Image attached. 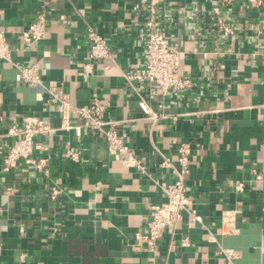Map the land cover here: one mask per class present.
I'll return each mask as SVG.
<instances>
[{
    "label": "crops",
    "instance_id": "crops-1",
    "mask_svg": "<svg viewBox=\"0 0 264 264\" xmlns=\"http://www.w3.org/2000/svg\"><path fill=\"white\" fill-rule=\"evenodd\" d=\"M256 1L162 3L155 30L180 52L179 73L192 86L149 101L163 115L153 122L138 107L142 87L123 79L143 64L144 0H0V29L12 49L11 63H0V264H224L222 250L238 253L235 264H264V0ZM40 13L45 35L27 46L21 33ZM90 29L107 40L109 59L88 60ZM33 64L43 86L61 90L72 106L97 97L104 120L116 123L149 177L123 166L101 137L78 133L81 120L71 114L64 121L42 87L23 83L20 70ZM28 116L50 127L35 140L45 165L4 172L7 148ZM181 144L190 147L192 209L208 231L183 216L149 251L136 235L147 231L160 198L152 180L173 179ZM67 149L78 152L77 162ZM164 159L172 168H160ZM223 211L236 213V235L221 234Z\"/></svg>",
    "mask_w": 264,
    "mask_h": 264
},
{
    "label": "built area",
    "instance_id": "built-area-1",
    "mask_svg": "<svg viewBox=\"0 0 264 264\" xmlns=\"http://www.w3.org/2000/svg\"><path fill=\"white\" fill-rule=\"evenodd\" d=\"M147 4L148 21L146 22L147 34L143 49V64L136 70L123 73L124 81L129 84H138L144 91V96L139 97L138 107L143 116L156 121L163 115L154 112L149 101H154L159 93L167 95L174 91L188 90L192 86L189 78L183 77L179 73L180 52L173 46L170 39L162 32L155 30L157 13L165 0H144ZM251 3H258L256 0H249ZM217 26L224 30L227 35H232L233 30L223 25L221 20H217ZM46 31V17L44 13L37 15L36 19L21 33V40L25 45L39 42L43 39ZM87 39L89 41L88 60L97 63L111 57V47L106 39L98 35L93 30H88ZM12 61V49L7 41L5 32L0 29V63ZM20 79L29 86H40L47 94L48 105H56L60 108L62 118L67 121L69 115L74 114L81 120V125L75 127L79 133L82 128L87 129L92 135L99 136L106 142L107 151L110 155L120 158V163L129 168L136 169L141 175L149 177L146 166L135 157V153L123 140L116 127V123L104 120L105 107L97 98H93L84 107H74L69 103L68 98L61 90L54 87H44L42 84L39 68L36 64L20 70ZM50 131L46 121L34 116L24 118L21 128L18 130V139L7 148L3 159V171L9 172L19 164L41 170L45 165L43 159H38L34 155L36 149L35 140L39 135ZM177 169L174 168V175L171 181L152 180L159 191V199L150 207V221L148 229L143 234H137L138 239H142L149 251H156L157 245L162 235L168 227L179 224L183 216L194 224H199L208 231L203 219L196 213L193 200L189 197L185 185V176L189 173L190 147L188 144H181L176 149ZM65 157L77 162L78 152L67 149ZM160 168H172L169 159H164ZM256 180H261L259 174H255ZM237 192H244L241 183L235 185ZM59 195V190L55 187L50 189L49 199L54 201ZM220 232L225 236H232L238 233L236 226V213L234 211H223L220 215ZM207 241L216 243V238L208 234ZM187 245L186 239L183 246ZM221 248V247H220ZM224 264H235L238 253L234 251L222 250Z\"/></svg>",
    "mask_w": 264,
    "mask_h": 264
}]
</instances>
